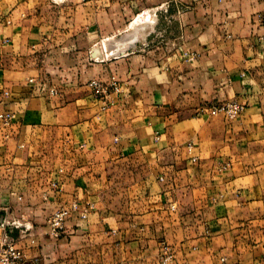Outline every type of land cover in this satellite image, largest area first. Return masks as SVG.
<instances>
[{"label":"crops","instance_id":"obj_1","mask_svg":"<svg viewBox=\"0 0 264 264\" xmlns=\"http://www.w3.org/2000/svg\"><path fill=\"white\" fill-rule=\"evenodd\" d=\"M166 12L182 21L171 50L150 41ZM112 75L105 103L89 83ZM225 101L237 120L211 115ZM8 111L0 216L30 227L14 231L27 264H159L161 241L174 264H264V0H0ZM73 199L88 219L50 238Z\"/></svg>","mask_w":264,"mask_h":264},{"label":"built area","instance_id":"obj_2","mask_svg":"<svg viewBox=\"0 0 264 264\" xmlns=\"http://www.w3.org/2000/svg\"><path fill=\"white\" fill-rule=\"evenodd\" d=\"M74 0H52L55 4H63L67 2H72ZM80 3L89 2L92 0H77ZM154 21L157 18V13L153 14ZM6 43L8 40L5 41ZM103 48L104 52H107L106 46H100ZM108 56V55H106ZM184 56L193 61L195 59V54L185 52ZM91 60H96V58L91 57ZM89 86L93 88L95 96L98 100H102L105 103H108L110 100L111 94H120L122 92V86L118 81L117 77L112 75L109 79V82H99L92 81L89 83ZM5 97H9V92L3 93ZM57 94L55 89L49 90L50 96H55ZM111 102V101H110ZM107 107H103L102 110L105 111ZM245 106L237 101H225L221 102L218 105L211 106L210 113L212 116H223L228 122H233L237 120L243 113ZM16 122V115L11 112H4L0 114V124L4 128L11 127ZM24 148V146H20ZM194 149L193 142L187 144V151L189 154H192ZM193 161H196V158H192ZM227 166H225L226 168ZM53 187L56 188L58 193H62L64 190L58 184L54 183ZM21 199V198H20ZM47 199V198H45ZM94 206L92 204L87 205L86 207H81L79 199H73L69 203L62 205L57 208L48 220L49 232L48 236L52 239L58 240L67 232V223L70 220L79 219L87 220L89 213L93 210ZM171 211L175 212L177 206L175 204L170 205ZM22 227H25V231H28L30 227L27 225L24 226L19 220L14 219L10 214H5L3 217L0 216V264H27V258L24 251L18 246L19 238L14 235L15 230H19ZM25 231L22 232L21 237L25 238L27 235ZM31 239V244L36 243V237L33 234L28 235ZM159 264H174L175 258L173 251L169 244L165 241L160 242L159 247ZM223 264H226V259H221Z\"/></svg>","mask_w":264,"mask_h":264},{"label":"rangeland","instance_id":"obj_3","mask_svg":"<svg viewBox=\"0 0 264 264\" xmlns=\"http://www.w3.org/2000/svg\"><path fill=\"white\" fill-rule=\"evenodd\" d=\"M166 15L167 16H164L162 19H159V30L151 36L150 41H152V44L160 41L162 44L168 46V50H171L174 46H178L179 43L183 41L181 37L182 21L180 19L174 20L170 18L169 13Z\"/></svg>","mask_w":264,"mask_h":264},{"label":"bare ground","instance_id":"obj_4","mask_svg":"<svg viewBox=\"0 0 264 264\" xmlns=\"http://www.w3.org/2000/svg\"><path fill=\"white\" fill-rule=\"evenodd\" d=\"M153 23L152 17L149 13L141 14L140 16L135 18L134 26L139 24H145V23Z\"/></svg>","mask_w":264,"mask_h":264}]
</instances>
